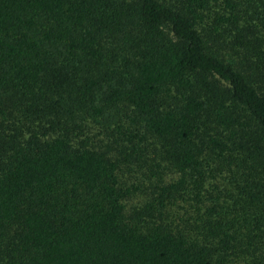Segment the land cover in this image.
I'll return each mask as SVG.
<instances>
[{
  "label": "trees",
  "instance_id": "16d2710c",
  "mask_svg": "<svg viewBox=\"0 0 264 264\" xmlns=\"http://www.w3.org/2000/svg\"><path fill=\"white\" fill-rule=\"evenodd\" d=\"M0 264H264V0H0Z\"/></svg>",
  "mask_w": 264,
  "mask_h": 264
}]
</instances>
